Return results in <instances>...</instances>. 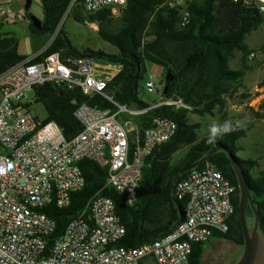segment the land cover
Wrapping results in <instances>:
<instances>
[{
    "label": "trees",
    "instance_id": "obj_1",
    "mask_svg": "<svg viewBox=\"0 0 264 264\" xmlns=\"http://www.w3.org/2000/svg\"><path fill=\"white\" fill-rule=\"evenodd\" d=\"M165 1L128 0L121 14L115 16L110 8L88 12L84 6L85 0H41L43 17L40 29L28 19L26 13L32 33L55 35L53 42L33 62L60 52L63 58L91 57L122 66L108 84L107 91L113 101L102 96L88 97L79 88L69 90L51 83L36 87L32 98L45 109L44 124L56 122L66 138L71 140L83 129L74 112L79 105L87 104L112 113L119 112L120 106L134 111L147 109L140 116L144 128L149 127L157 116L172 119L178 126L175 136L146 158L143 178L133 204L128 203L125 194L107 184L108 171L105 168L92 160H81L78 166L85 178L83 189L71 195L68 208L50 205L44 210L56 222V229L46 239L42 258L49 254L67 224L83 212L95 196L108 197L115 203L116 213L126 228L119 246L134 248L164 237L184 221L186 214L187 199L180 200L174 195L172 186L175 178L182 169L198 162L215 147H223L231 152L241 165L258 211L259 232L264 238V166L253 158L238 155L242 150L239 141L248 137L252 124L243 123L238 130L220 135L214 142L208 143V134L201 136L200 123H194L190 118L191 114L199 117L219 114L222 122L238 120L230 118L226 109L229 99L242 86L246 71L251 68L249 55L258 54L250 48L247 37L264 27V14L243 1L189 0L191 17L186 25H182L180 9L160 8ZM65 18H72L84 25L98 24L99 36L117 51L108 53L102 49L76 48L64 29ZM18 50L17 36L0 32V75L28 59ZM260 52L264 54V44ZM237 53L242 54V59L240 67L234 69L231 64ZM256 61V58L252 60L254 64ZM148 62L164 71L160 84L162 101L181 99L192 110L167 105L153 107L142 98ZM168 77H172V80ZM259 87L264 88V78ZM247 98L251 96H243V99ZM260 109L261 112H256L255 116L264 119V99ZM141 132L142 135L143 129ZM133 148L132 145L131 152ZM182 150H185L184 155L174 164L175 155ZM205 168L220 172L235 188L232 197L234 213L228 232L214 234L209 242L192 245L189 264H205L206 245L213 239L244 245L239 215L240 188L227 152L218 151L193 170ZM191 171L181 174L178 181ZM250 217L255 220L249 207L247 218Z\"/></svg>",
    "mask_w": 264,
    "mask_h": 264
},
{
    "label": "built area",
    "instance_id": "obj_2",
    "mask_svg": "<svg viewBox=\"0 0 264 264\" xmlns=\"http://www.w3.org/2000/svg\"><path fill=\"white\" fill-rule=\"evenodd\" d=\"M239 1L264 14V0H234ZM127 4L128 0H85L84 6L93 13L110 8L119 16ZM160 8L180 9L182 25L190 20L189 0H166ZM26 19L10 2H0L3 22ZM39 55L0 75V264H189L194 243L209 242L214 234L229 231L235 188L220 172L205 168L191 171L175 184L174 195L187 199L185 219L164 237L139 247L119 246L126 228L115 203L95 196L42 258L46 239L56 229V222L44 210L50 205L68 208L71 195L83 189L81 160L105 168L107 184L133 204L146 158L172 139L178 126L172 119L157 116L143 136L132 140L117 116L121 112L143 114L147 109L120 106L119 112L112 113L81 104L74 116L83 129L68 140L56 122L44 124L33 114L28 101L34 89L51 83L113 101L107 91L111 79L99 71V60L94 58H63L56 52L33 62ZM254 58L256 53H251L249 60ZM144 91L158 93L155 82L148 80ZM158 105L192 110L181 99L153 107Z\"/></svg>",
    "mask_w": 264,
    "mask_h": 264
},
{
    "label": "rangeland",
    "instance_id": "obj_3",
    "mask_svg": "<svg viewBox=\"0 0 264 264\" xmlns=\"http://www.w3.org/2000/svg\"><path fill=\"white\" fill-rule=\"evenodd\" d=\"M24 13V12H23ZM27 13V12H26ZM30 13L37 17H42L43 7L35 4ZM65 29L71 34L73 42L75 44H85L89 47L102 49L107 52H116L117 49L105 42L98 34L96 30L91 28L89 25H83L75 22L72 18H65ZM247 43L250 48L256 50V63L249 62L251 68L246 71L242 86L233 98L229 99L228 107L226 109L230 118H235L243 123L252 124V131L248 137L243 138L239 141L241 151L239 156L242 158H253L264 166V119H259L255 116L256 112H261L260 104L264 99V88H260L259 84L264 78V54L260 52V48L264 43V27H261L258 31L247 37ZM42 39L40 35H30V37L21 36L19 50L22 55L30 56L36 51L42 49ZM242 54L237 53V57L232 61V68L236 69L240 67ZM258 64V65H257ZM257 67H254L256 66ZM147 73L143 85L146 81L153 80L155 82L157 90L161 88V77L159 76V68L155 67L152 63H146ZM249 94L251 98L243 99V96ZM145 97L151 99L158 98L159 94H150L146 91L143 93ZM32 98V95H31ZM31 111L35 116L40 119H45L46 112L42 104L35 103L31 105ZM191 121L194 123H200L201 125V136L208 134V127L213 122L222 123L221 116L217 114L215 117L205 116L199 117L197 115H190ZM183 150L177 160L184 155ZM247 224L250 230L254 228L255 220L250 217L247 218ZM244 250V246L238 245L234 242L213 239L209 244L206 245V252L204 254L205 264H234L240 260ZM149 264H154L150 262Z\"/></svg>",
    "mask_w": 264,
    "mask_h": 264
},
{
    "label": "crops",
    "instance_id": "obj_4",
    "mask_svg": "<svg viewBox=\"0 0 264 264\" xmlns=\"http://www.w3.org/2000/svg\"><path fill=\"white\" fill-rule=\"evenodd\" d=\"M0 2H10L12 8L17 11V12H21L26 15V8L27 6H29V10L28 12L32 11V8L35 4H39L41 5V0H0ZM43 7V6H42ZM43 17V15H42ZM42 17H39L40 19H42ZM76 22V21H75ZM78 23V22H77ZM81 24V23H80ZM84 25V24H83ZM86 25H89L91 28H93L94 30H96L98 32L99 30V26L96 23H88ZM64 29H65V23H64ZM259 30V29H258ZM256 30V31H258ZM68 38L70 39V41L72 42V44L78 48V49H85V48H91L94 50H98L97 48H93V47H89L88 45L85 44H75L73 42V38L71 36V34L65 29ZM255 31V32H256ZM0 32L2 33H10V34H15L19 40V45H20V37L21 36H26V37H30V35H38L35 33H32L30 31L29 28V20L26 19L23 22H19V23H7V22H3L2 20H0ZM254 33V32H253ZM252 33V34H253ZM41 39H42V49L36 51L35 53H33L32 55L28 56V58H32L35 57L36 55H39L41 53H43L48 46L53 42L55 35H40ZM264 44V43H263ZM19 53L21 54L20 50H18ZM105 51V50H104ZM107 52V51H106ZM110 53V52H108ZM113 53V52H112ZM22 55V54H21ZM99 66H100V72L103 73V75L109 77L111 80L121 71L122 66L119 64H114V63H110L107 61H99ZM155 67L159 68L160 72H159V76L161 77V80L163 79L164 76V71L161 67H158L155 65ZM147 82V81H146ZM144 86L143 85V90H144ZM161 89V88H160ZM160 89L157 90L158 91V98L155 99H151L149 97H145L142 93V98L144 100H146L147 102L151 103V105H156L157 103L162 101V97L160 96ZM32 95V94H31ZM37 102H34L33 98H29L28 104L32 105L35 104ZM31 108V106H30ZM117 113V112H116ZM141 114H134V113H127V112H121L118 114L117 118L118 120L126 127V129L129 131V134L131 136V139L134 140L136 139L138 136H143L145 130L148 128H144V122L140 119ZM38 117V116H37ZM39 118V117H38ZM40 119V118H39ZM42 120V119H41ZM44 120V119H43ZM150 126V125H149ZM143 129V134L141 135V130ZM183 151V150H182ZM181 151V152H182ZM177 153L174 157L173 163L176 164L178 162V160L176 161V158L178 157V155L181 153Z\"/></svg>",
    "mask_w": 264,
    "mask_h": 264
},
{
    "label": "water",
    "instance_id": "obj_5",
    "mask_svg": "<svg viewBox=\"0 0 264 264\" xmlns=\"http://www.w3.org/2000/svg\"><path fill=\"white\" fill-rule=\"evenodd\" d=\"M28 10L29 6H27L26 8L28 19L36 26V28L40 29L42 26V20L34 14L28 12ZM168 79L172 80V77H168ZM220 150H224L227 152L235 170L240 188L239 215L243 229L244 250L242 256L240 257V260L234 264H264V238L259 232L258 211L255 207L252 193L245 177V174L243 172V169L238 163V161L235 159V157L231 154V152L224 149L223 147L213 148L201 160L182 169L179 175L175 178L172 187L174 188L181 174L201 166ZM249 207L251 208L255 216V224L252 230L249 229L247 224V211Z\"/></svg>",
    "mask_w": 264,
    "mask_h": 264
},
{
    "label": "clouds",
    "instance_id": "obj_6",
    "mask_svg": "<svg viewBox=\"0 0 264 264\" xmlns=\"http://www.w3.org/2000/svg\"><path fill=\"white\" fill-rule=\"evenodd\" d=\"M243 126V121L237 120H225L222 123L213 121L208 127L207 142L212 143L220 135H224L233 131L238 130Z\"/></svg>",
    "mask_w": 264,
    "mask_h": 264
}]
</instances>
